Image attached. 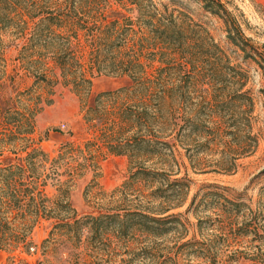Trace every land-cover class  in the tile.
<instances>
[{
    "label": "trees",
    "instance_id": "trees-1",
    "mask_svg": "<svg viewBox=\"0 0 264 264\" xmlns=\"http://www.w3.org/2000/svg\"><path fill=\"white\" fill-rule=\"evenodd\" d=\"M117 1L128 11H136L137 15L132 18L116 10L105 15L98 0H0V37L12 27L23 32L32 22L29 43L24 50L52 49L49 55L60 68L64 83L72 85L79 93L89 91L95 73L131 77L132 84L115 93H124L132 102H122L117 107L113 112L115 119L101 135L110 152L129 156V176L113 191L107 206H101L105 212L87 214L73 223L58 225L74 232L87 229L89 238L96 240L106 238L111 241L110 237H114L144 242L167 235L174 223L180 222L177 213L172 211L185 204L190 192L187 174L178 176L171 166H162L161 161H165L172 151L171 139L184 145L187 151L191 146L197 147L198 152L211 145L222 146L224 159L220 160L219 167L229 172L238 157L252 151L256 138L243 128L246 124L209 120L210 116L208 120H202L197 114L198 109L192 108L196 103L192 101L191 86L196 83L209 86L201 89L204 93L212 88V104L216 111L248 98L243 90L244 81L237 88H219L222 72L236 67L231 65L228 53L202 24L186 12L170 9L167 3ZM200 1L207 11L224 21L230 43L240 49L245 58H252L264 69V50L245 34L239 19L224 2ZM84 47L88 48L85 62L82 61L83 54H79ZM43 58L38 55L28 62L38 65ZM1 61L0 38V64ZM33 71L36 82H52L39 70ZM237 71L236 75H244ZM3 102L7 101L0 98V118L6 119L0 132L7 140L20 138L16 132L24 131L14 120L8 121L14 114L4 108ZM95 111L108 114L107 110L98 107ZM211 111L215 110L211 107ZM40 155L48 159L42 150L33 148L24 158H19L21 163L0 168V207L4 203H18L26 197L34 202L46 199L34 184L39 178L36 165ZM156 155L161 166L146 163ZM52 162L56 160L52 159ZM14 167L17 170H13ZM24 177L28 181H23ZM64 196L60 188L56 200L67 205ZM198 199L197 202L196 194L190 203L195 206L196 213L199 206L215 202L217 210L211 224L215 232L209 238L183 241L179 248H186L188 255L206 257L213 263L220 252L215 248L216 242L231 240L234 245L239 237L253 235L252 239L258 241L256 250L248 252L232 248L226 252V260L244 254L252 261L248 264H264L261 250L264 226L260 232L257 220L245 217L249 208L246 203L217 190H206ZM240 216L245 217L241 222ZM205 221L199 219L200 224ZM167 258L172 259L171 256Z\"/></svg>",
    "mask_w": 264,
    "mask_h": 264
},
{
    "label": "rangeland",
    "instance_id": "rangeland-1",
    "mask_svg": "<svg viewBox=\"0 0 264 264\" xmlns=\"http://www.w3.org/2000/svg\"><path fill=\"white\" fill-rule=\"evenodd\" d=\"M167 3L189 14L202 24L214 40L228 53L231 65L220 75V85L237 88L244 81L243 90L247 99L234 103L230 108L216 111L212 104L214 91L203 92L208 85L199 83L191 86L192 105L202 120H223L226 123L246 124L256 143L252 151L238 157L234 168L225 172L220 169L222 146L211 145L204 151L191 146L186 150L174 139L172 151L165 161H146L170 167L178 176L187 174L190 179V192L184 205L174 209L180 222L165 236L142 242L136 240H96L89 238L88 230L74 232L59 227L58 223L71 222L87 214L98 215L106 209L113 191L120 187L130 173V158L126 154H115L108 150L102 138L106 127L115 119L113 114L122 102H132L119 89L129 87V75L94 74L92 84L86 93L77 92L72 85L63 81L60 68L50 57L52 49L39 48L38 51L24 50L29 43L32 22L20 32L12 27L1 38L2 87L0 98L7 101L4 108L14 116L8 121L20 125L24 132H16L13 140H7L0 132V168L21 163L33 148H39L48 159L39 156L36 165L39 178L35 181L37 191L45 200L34 202L29 197L18 203H4L0 207V264H248V255L226 260V252L239 248L253 252L258 241L253 235L216 242L220 251L213 263L206 257L188 255L186 248L179 244L186 240L209 238L215 230L211 225L217 208L209 202L196 209L191 200L197 194V202L202 192L217 190L231 199L247 204L245 217H254L260 227L264 226V69L252 58L236 48L227 38L224 21L207 11L200 0H155ZM239 19L241 26L253 43L264 50V0H221ZM100 10L110 15L116 10L134 18L136 11H128L117 0H98ZM112 17H108L111 19ZM79 51V49H78ZM82 61L87 60L88 48L79 51ZM38 55L44 56L42 63L28 62ZM39 70L52 82L38 80L33 70ZM238 70V71H237ZM242 72L244 75H236ZM89 77V73H87ZM100 95L99 99L98 96ZM203 96V97H201ZM198 97V98H197ZM214 103V101H213ZM107 110L101 115L95 108ZM211 107L215 111H211ZM193 111V112H194ZM104 113V111H103ZM195 114V112H194ZM206 118V119H204ZM6 119L0 118V131ZM248 124V125H247ZM14 128V125L11 123ZM30 128V129H29ZM15 130V129H14ZM2 138H5L4 140ZM198 149V150H197ZM197 152V153H196ZM193 159V161L190 160ZM52 159L56 162H52ZM193 162V165H192ZM195 166V167H193ZM17 170L16 167L12 168ZM28 174V172H26ZM49 174V176H46ZM23 181H28L25 177ZM25 187V185H23ZM60 188L68 201L57 202ZM36 192V191H35ZM196 202V203H197ZM196 205V204H195ZM203 206V208H202ZM244 216L239 217L241 222ZM206 221L202 224L199 219ZM35 249L32 250L31 248ZM264 256V244H261ZM252 254V253H251ZM171 256L172 259L167 257Z\"/></svg>",
    "mask_w": 264,
    "mask_h": 264
},
{
    "label": "built area",
    "instance_id": "built-area-1",
    "mask_svg": "<svg viewBox=\"0 0 264 264\" xmlns=\"http://www.w3.org/2000/svg\"><path fill=\"white\" fill-rule=\"evenodd\" d=\"M31 249H32V250H34L35 248H34V247H32Z\"/></svg>",
    "mask_w": 264,
    "mask_h": 264
}]
</instances>
